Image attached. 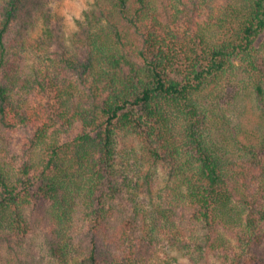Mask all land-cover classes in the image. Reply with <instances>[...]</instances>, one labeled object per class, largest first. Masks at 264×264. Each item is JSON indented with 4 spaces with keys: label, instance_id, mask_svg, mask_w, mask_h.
<instances>
[{
    "label": "trees",
    "instance_id": "16d2710c",
    "mask_svg": "<svg viewBox=\"0 0 264 264\" xmlns=\"http://www.w3.org/2000/svg\"><path fill=\"white\" fill-rule=\"evenodd\" d=\"M50 2L0 0V264H264V0H94L68 36Z\"/></svg>",
    "mask_w": 264,
    "mask_h": 264
},
{
    "label": "rangeland",
    "instance_id": "374dc122",
    "mask_svg": "<svg viewBox=\"0 0 264 264\" xmlns=\"http://www.w3.org/2000/svg\"><path fill=\"white\" fill-rule=\"evenodd\" d=\"M93 1L94 0H51L49 6L52 10V14L55 16L56 19L60 18L62 20L65 36H68L72 31L75 30V20L81 18L82 13L91 7ZM40 31L41 24L37 23L34 30L30 33L31 40L37 38L40 34ZM262 44H264V39L262 41ZM28 133L29 129L19 128V130L14 134L12 150L15 154H18L22 140ZM163 175V170L159 168L157 177H155L157 182L156 185L159 186V189L162 187ZM155 191L156 189L153 190V193ZM254 254L258 260L263 259L264 245L256 249L254 251ZM174 264H189V262L185 259H179Z\"/></svg>",
    "mask_w": 264,
    "mask_h": 264
}]
</instances>
